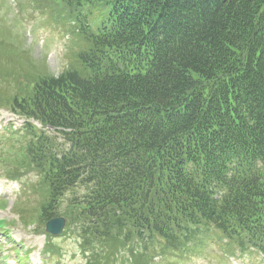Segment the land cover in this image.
I'll list each match as a JSON object with an SVG mask.
<instances>
[{
  "label": "trees",
  "instance_id": "obj_1",
  "mask_svg": "<svg viewBox=\"0 0 264 264\" xmlns=\"http://www.w3.org/2000/svg\"><path fill=\"white\" fill-rule=\"evenodd\" d=\"M79 1L84 48L8 102L44 223L79 189L66 222L92 240L204 228L264 251V0Z\"/></svg>",
  "mask_w": 264,
  "mask_h": 264
},
{
  "label": "rangeland",
  "instance_id": "obj_2",
  "mask_svg": "<svg viewBox=\"0 0 264 264\" xmlns=\"http://www.w3.org/2000/svg\"><path fill=\"white\" fill-rule=\"evenodd\" d=\"M78 4L73 5L87 12L91 9L90 5H82V1ZM68 6L65 0H0V125L13 124L16 129L22 126L25 119L12 114L8 102L29 95L38 79L67 70L73 55L82 49L76 38L67 48L57 33L44 27H52L47 12L68 10ZM35 9L46 11L41 20ZM33 126L37 127L36 124ZM22 145L21 139L0 134V193L5 194L0 196V223L3 225L0 227V256L6 257L5 263L0 258V264H47L43 247H49L52 241L44 235L39 211L43 188L38 185L41 180L37 174L26 172L27 168L18 162L23 154L18 153ZM9 172L22 178V191L20 184H4ZM81 192L79 189L68 191L58 205L57 215L68 220L65 210L69 199L79 197ZM117 237L119 239L108 243L107 247L93 240L92 247L86 249L77 231L73 233L70 229L56 241L61 250L52 253L56 258L50 259L51 264H225L226 255L231 252L238 255L235 247L227 243H219L217 247L215 242L220 238L216 236L187 242L172 257L163 254L166 248L155 238L146 241L144 237V241H136L131 235L124 237L122 233ZM157 256L163 258L161 262H155ZM29 258L39 263L31 262ZM234 258L241 264H264V258H256L251 251Z\"/></svg>",
  "mask_w": 264,
  "mask_h": 264
},
{
  "label": "water",
  "instance_id": "obj_3",
  "mask_svg": "<svg viewBox=\"0 0 264 264\" xmlns=\"http://www.w3.org/2000/svg\"><path fill=\"white\" fill-rule=\"evenodd\" d=\"M63 226L62 219H52L46 225V232L51 233L52 235H57L60 233Z\"/></svg>",
  "mask_w": 264,
  "mask_h": 264
}]
</instances>
